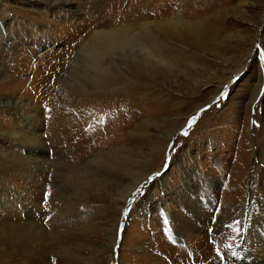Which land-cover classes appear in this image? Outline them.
Here are the masks:
<instances>
[{"label": "rangeland", "instance_id": "1", "mask_svg": "<svg viewBox=\"0 0 264 264\" xmlns=\"http://www.w3.org/2000/svg\"><path fill=\"white\" fill-rule=\"evenodd\" d=\"M68 1L0 0L3 30L13 34L10 39L0 31V66L7 72L0 95L21 99L28 108L40 105L47 146L55 134L48 123L49 97L39 85L60 72L53 92H66L59 98L63 104L71 101L67 96H80L72 82L84 83L86 65H77L75 76L64 65L80 55V40L90 28L130 26L138 13L149 15L145 22L160 19L162 26L150 23V30L167 62L160 68L129 56L123 64L107 61L113 84L92 95L105 101L92 114L98 122L76 135L86 151L94 148L79 165L55 161L48 148V161L18 168L23 149L14 138L0 137V219L13 209L22 219L20 205L29 199L44 232L58 231L31 247L44 248L47 264L252 263L235 218L242 203L264 202V0ZM176 16L192 25L186 36L166 23ZM92 87L88 90L95 91ZM13 116L0 103V126L9 130ZM112 130L119 139L105 148ZM110 148L121 151L85 168L91 153ZM129 185L134 190L126 197ZM184 198L191 202L188 209ZM138 202L145 207L137 208ZM46 206L58 212L43 214ZM191 208L199 209V230L176 235V216H189ZM197 241L199 249L193 247ZM9 251L0 243V264L14 256L23 264ZM253 264H264V256Z\"/></svg>", "mask_w": 264, "mask_h": 264}, {"label": "bare ground", "instance_id": "2", "mask_svg": "<svg viewBox=\"0 0 264 264\" xmlns=\"http://www.w3.org/2000/svg\"><path fill=\"white\" fill-rule=\"evenodd\" d=\"M44 1H48V0H44ZM50 1L54 2L55 4L59 2V0H50ZM60 1H61L60 3L70 4L68 0H60ZM30 5H34V3H31ZM131 13L133 14V10L130 12V14ZM146 17H149V15L146 16V14L144 13H138V16L131 19L134 20V22H132L130 26H124L123 24H120V26H116L114 24L111 26H101V27L94 26L93 28L89 29L88 34L80 40V45L78 49L80 51V55L78 54V56H76L73 59L72 58L67 59L64 65L65 72L68 74L71 73L70 75L73 76H75L74 74L76 73L75 67L77 65L81 64V62L82 64L86 65L83 72L84 76L80 78V80L82 82L84 81V83L83 84L78 83L75 81V79L72 82V85L77 86L79 88L78 91H80L79 92L80 96L77 95V92L74 93L75 95L67 96L68 98H70L71 101L69 100L68 102L64 101V104L62 100H60L61 99L60 95L61 96L66 95L65 91L64 92L58 91L60 94L54 91L55 94L59 95L58 97L56 96L57 98L55 97V94L53 92V88H54L53 83H55L54 80L56 79V77L58 78V74L60 72L58 74L56 73L57 76L53 78L52 81H48L47 78H44L42 80L43 84L39 85V87L42 88L41 92L46 93L49 97L48 108H49L50 120L48 123H50V126L53 131L52 133L55 134L54 136L55 141L50 146H47L41 137L43 118L41 117L40 105H37L35 102H33L32 103L33 105L28 108L22 104L21 99H9V98H4L3 96L0 95V103H6L10 107V111L14 114L13 118L15 122V124H13V126L10 127L9 130L4 129L3 127L0 126V137L14 138L15 140L14 142L16 143V145L19 146V148L23 149L22 152L24 153L22 154L19 153L20 160L19 161L17 160L16 162L18 168L22 164L38 166L41 163H44V161H48L47 158V156L49 155L48 148L52 149V154L54 155L53 158L55 161L63 162L66 160H70V162L75 163V165L81 164V162H83L84 156H86L88 152L93 153L94 148L91 149L90 151H86L84 147L86 144L85 141L80 139L79 137H76V135H79V133L82 132V129L86 127L87 124L98 122L96 121L97 120L96 117L98 116L95 117V115L92 116V114L97 113V109L101 107L102 102L105 101V99L99 95L97 96H92V95H95L96 91L100 87L105 88L113 84L111 81V74L109 72L110 64L108 62H110L111 60L116 61L117 59L118 63L123 64V58L125 56L132 57L133 59L139 61H144L147 64L152 63L156 67L163 66L167 62V56L164 50L156 41L155 36L152 34V30H150V23H153V25L159 27L162 26V23L164 22L162 20L160 21V19L157 20L154 19V21L152 22L150 21L145 22L144 20ZM140 19L144 22H140ZM166 23L168 24V26L171 25L170 23H173L175 25L174 28L177 29L178 33L180 34L182 33L185 36L189 33L187 32L188 29L192 27L188 19H184L179 16H176L175 18L173 17L171 19L170 18L167 19ZM3 28H4V22L2 19H0V31H4L3 32L4 37L10 36L11 37L10 39H12L13 34L11 33L8 34V32L5 29L3 30ZM49 72L50 70L47 69L46 74H48ZM59 80L62 83H66L67 79L65 80V78L60 77ZM6 81H7V72L4 68L0 66V84L5 83ZM90 84L94 86L92 88H94L95 91L88 90L91 88ZM88 94L90 95L87 98H85ZM57 99L60 102H62V106L59 104ZM128 104H124L123 106H121V108H124ZM77 107L79 109H77ZM113 107L116 109L117 106H113ZM110 112L111 111H109V113ZM80 116L83 117L81 118V120H80ZM47 119L48 118H46V120ZM125 126L126 124H122V126L119 125V128L121 127L120 129H122ZM111 132H112L111 139L109 138V141L104 143L106 144L105 148H109L110 146H112V144L115 142L116 139H119L118 135L115 134L117 133L115 130H112ZM116 136L118 138H116ZM76 147H79V149L76 150ZM86 147L90 148V146H86ZM119 151L121 150H119L118 148H114V149L110 148V150H108L107 152L100 151L94 154L91 153L92 158L89 159V162L87 164L88 166H86L85 168L87 167L89 168L91 163L92 164L96 163L97 161H99L104 157L110 160L114 155L118 154ZM262 152L263 153L261 154H264V150ZM146 174L147 172H145L143 176H145ZM139 181L141 180L138 179L137 182ZM162 186L163 185H160V188H162ZM20 188H22V190L25 191V193L28 192L27 188L23 186ZM133 188L134 187L129 185L127 194L125 195L126 197L133 192L134 190ZM3 192L6 193L7 191L3 189ZM196 194L197 193H194V195ZM186 199L191 201L192 197L188 195L186 196ZM186 199L184 201L185 202L184 205L188 209L190 208V206L188 205L189 202ZM5 201L7 200H4L3 202L5 203ZM258 201L252 200V202L248 201V203H242L240 212L238 216L235 218L237 220L235 226H237V228L238 227L243 228V233L241 232L242 230L240 231L239 228L238 230L239 236L241 235L242 237H244L243 239L246 240L245 246H248L251 249V251L249 250L250 253L246 257L244 256L246 259L247 257L252 256L251 259L252 263L250 261V264H253V262L258 263L259 259L264 256V214L263 215L260 214L261 211L262 213H264V202L260 199H258ZM3 202L2 205L6 208ZM30 203L31 202L29 201V199L25 197L23 198V204L20 205V208L24 213L22 219L19 220L16 219L19 212H17V210L14 209L10 213L12 214L13 217L12 220L6 218L8 215H10L6 213L0 219L1 220L0 243H4V245H6L7 250H10L9 251L10 257L11 255L17 253L18 259L23 264H47V262H45L46 251H44V248L40 251H36V250H31L32 249L31 247L34 245V243L36 244V242L39 239L44 237L45 234L52 237L55 234H57L58 231L55 230L56 233L55 232L45 233L44 232L45 230L40 226L35 216L33 215V212L36 210V208L33 207L34 204L31 203L32 204L31 205ZM138 203L139 204L137 208L143 209L145 207L146 202H138ZM56 207L52 209L51 207L46 206L44 207L43 209L44 211L42 212L43 214L44 213L47 214L49 212L57 213L58 210ZM192 208L190 209L192 212L190 211L189 216L188 215L187 217L176 216L175 224L173 228L174 229L173 232H175L176 235H181L183 231H187V230H190L191 232H195L196 230H199L200 223L202 221V219L199 218L201 217L198 211L199 209L197 210L196 208L195 209ZM59 209L61 211L60 207ZM246 210L248 212V216ZM248 224H252L250 225L249 229L248 227L245 228ZM230 225L228 228L231 227ZM210 241L213 242V239H211ZM198 242L199 241H197V243ZM60 244L61 243H59L58 240L57 245L60 246ZM51 245L52 244H50V247H52ZM198 245L202 246L201 243H198L197 246H193V245L192 246L199 249ZM206 247H207L206 249L208 248L209 249L205 250V252L210 254L211 253L210 245ZM239 255L241 256V254ZM14 257L10 258V261L8 263L7 261H5V264H20L17 262V260L14 261Z\"/></svg>", "mask_w": 264, "mask_h": 264}, {"label": "water", "instance_id": "3", "mask_svg": "<svg viewBox=\"0 0 264 264\" xmlns=\"http://www.w3.org/2000/svg\"><path fill=\"white\" fill-rule=\"evenodd\" d=\"M123 223H124V221H123ZM122 230H123V226H122Z\"/></svg>", "mask_w": 264, "mask_h": 264}, {"label": "snow or ice", "instance_id": "4", "mask_svg": "<svg viewBox=\"0 0 264 264\" xmlns=\"http://www.w3.org/2000/svg\"><path fill=\"white\" fill-rule=\"evenodd\" d=\"M184 134L186 135L187 133L185 132Z\"/></svg>", "mask_w": 264, "mask_h": 264}]
</instances>
